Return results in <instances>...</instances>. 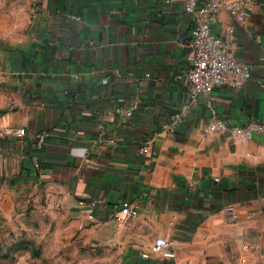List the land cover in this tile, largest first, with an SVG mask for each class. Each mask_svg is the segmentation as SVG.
<instances>
[{"label": "crops", "instance_id": "0c3cea01", "mask_svg": "<svg viewBox=\"0 0 264 264\" xmlns=\"http://www.w3.org/2000/svg\"><path fill=\"white\" fill-rule=\"evenodd\" d=\"M247 1L242 20L222 9L214 30L249 80L191 101L182 74L194 18L182 0H0V224L25 190L47 191L81 243L112 264L256 261L264 132L239 141L204 131L211 111L229 126L264 124V0ZM119 106L131 116L115 114ZM91 197L106 201L93 220L77 203ZM124 199L140 212L116 223L111 208Z\"/></svg>", "mask_w": 264, "mask_h": 264}, {"label": "built area", "instance_id": "2783aa9c", "mask_svg": "<svg viewBox=\"0 0 264 264\" xmlns=\"http://www.w3.org/2000/svg\"><path fill=\"white\" fill-rule=\"evenodd\" d=\"M249 2L247 0H182V9L194 18V25L190 30L192 37L187 54V67L182 74V84L188 91L191 101H194L200 94L216 87L242 88L249 80L248 67L235 58L227 46V40L214 30L219 12L222 9L242 20L247 14ZM132 111V107L119 106L114 109L115 114L122 118L131 116ZM187 111V105L181 106L178 112L173 115V122L164 126L166 131L174 132L178 122ZM227 130L234 132L237 140L245 141L250 139L254 133L264 132V124L255 120H248L243 125L229 126L216 112L211 111L204 131L206 133H219ZM3 134L21 138L24 137L25 131L23 129L4 128ZM43 139L44 136L40 135L37 142L38 147L41 146ZM139 150L148 152V145L140 146ZM77 203L80 212L89 220L94 219L97 208L106 205L105 200L97 197L80 199ZM139 212L140 205L138 202L124 199L112 206L110 214L116 223H125L137 217ZM226 214L229 220L234 218V210L231 205L226 206ZM261 214L264 216V204ZM251 216V214L246 215L247 218H251ZM165 246L166 241L164 239L160 238L156 241L158 249ZM262 247L264 248V243ZM252 264H264V253H261Z\"/></svg>", "mask_w": 264, "mask_h": 264}, {"label": "rangeland", "instance_id": "374dc122", "mask_svg": "<svg viewBox=\"0 0 264 264\" xmlns=\"http://www.w3.org/2000/svg\"><path fill=\"white\" fill-rule=\"evenodd\" d=\"M25 190L23 201L0 224V264H112L92 244H82L78 226L62 215L47 191Z\"/></svg>", "mask_w": 264, "mask_h": 264}]
</instances>
